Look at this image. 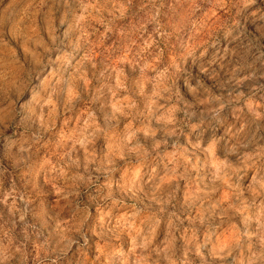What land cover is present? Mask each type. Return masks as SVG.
<instances>
[{
	"label": "clouds",
	"instance_id": "clouds-1",
	"mask_svg": "<svg viewBox=\"0 0 264 264\" xmlns=\"http://www.w3.org/2000/svg\"><path fill=\"white\" fill-rule=\"evenodd\" d=\"M0 264H264V0H0Z\"/></svg>",
	"mask_w": 264,
	"mask_h": 264
}]
</instances>
